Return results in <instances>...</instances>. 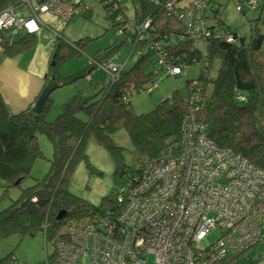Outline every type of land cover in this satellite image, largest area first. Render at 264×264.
<instances>
[{"label":"trees","instance_id":"1","mask_svg":"<svg viewBox=\"0 0 264 264\" xmlns=\"http://www.w3.org/2000/svg\"><path fill=\"white\" fill-rule=\"evenodd\" d=\"M105 1L108 0L100 3L107 18L117 28L120 41L97 52L86 69L62 78L53 73L51 66L61 64L73 53L59 56L60 49L68 46L80 55L85 44L83 39L70 44L60 33L51 30L55 35L54 51L48 61V65L52 63L43 88L51 82L66 85L80 78L87 79L91 76V69L109 63H101V59L122 49L125 44L132 46L130 56H137L130 69L125 70L122 65L118 76L114 79L107 76L108 84L93 96L75 95L64 102L62 112L50 123L46 122L45 116L52 102L50 97L43 103L40 113L34 112L33 105L13 114L0 92V182L4 190L20 186L24 178L29 177L31 165L43 157L37 142L40 132L46 133L53 145V157L44 177L34 178L32 185L20 190L19 197L0 210V240L14 234L23 237L42 232L45 242L53 244L64 238L68 225L81 226L88 220L121 210L122 207L116 203L117 189L133 174L142 175L151 159L179 140L182 122L188 113L186 97L193 81L202 85L204 98L196 117L206 126L208 137L216 146H225L264 169V50L261 46L264 39L259 26L264 23L263 15L259 14L253 21L249 36L241 37L227 26H222L219 31L211 27L210 37L202 49L200 44H195L193 30H188L181 21V12L192 2L181 8V0H132L134 16L129 20L121 2ZM258 1L252 9L257 8ZM169 2H174L171 14L166 6ZM22 4L21 0H0V12L9 6L16 14L17 6ZM207 6L213 12L207 19L220 20L221 6L211 0ZM262 7L260 9L264 12V3ZM89 14L90 10L86 8L83 16ZM29 15L28 10L27 17ZM16 16L18 19L27 18ZM146 20L150 22L149 28L136 30ZM9 33L7 36L0 33V58H14L35 49L36 34ZM227 36L234 42L228 43ZM214 60L219 65L215 77L211 78L208 70ZM192 65L197 66L199 72L195 80L187 81L186 95L173 91L148 113H134L129 100L134 91H147L164 75L168 76V67H182L185 72L181 75H184L187 67ZM119 127L125 128L129 134L132 150L139 161L137 169H127L122 163L121 148L113 143L112 135ZM88 140L107 149L116 164V189L104 197L99 206L78 198L67 189L75 165L79 161L88 163L84 152ZM10 260L8 255L0 259V264H8Z\"/></svg>","mask_w":264,"mask_h":264},{"label":"built area","instance_id":"2","mask_svg":"<svg viewBox=\"0 0 264 264\" xmlns=\"http://www.w3.org/2000/svg\"><path fill=\"white\" fill-rule=\"evenodd\" d=\"M21 1L29 17L18 19L13 7L3 9V36L37 34L43 25L41 15L69 22L86 12L81 0ZM208 1L193 0L181 12L182 24L193 30L195 44L206 42L211 27L221 30L207 19L213 13ZM256 1L252 0V7ZM173 3L166 4L170 14ZM148 25L146 20L136 30H147ZM226 41L234 42L230 36ZM97 67L112 79L122 68L110 63ZM183 70L172 66L167 74L175 78ZM200 83L190 85L179 140L151 159L142 175L133 174L117 189L116 203L122 209L81 226L68 225L45 264H79L81 257L87 258V264H225L226 259L232 264L261 242L264 169L208 137L206 126L196 117L204 98ZM212 234H217L213 240Z\"/></svg>","mask_w":264,"mask_h":264},{"label":"rangeland","instance_id":"3","mask_svg":"<svg viewBox=\"0 0 264 264\" xmlns=\"http://www.w3.org/2000/svg\"><path fill=\"white\" fill-rule=\"evenodd\" d=\"M219 3L227 19V25L232 30H237L238 35L249 36L250 30L247 27L242 13H247L248 19L259 17V10L252 11V0H213ZM101 0H81V4L90 10L88 16H76L72 21L66 23L59 17L54 15H42L39 18L42 21V27L37 34V45L35 50L28 51L24 55H19L12 61L0 58V72L3 71V76L0 77L1 84H3L5 93L8 98L7 106L14 114L25 109L35 100V96L24 97L16 93L12 88L15 83L6 77L9 73L14 74L16 67L26 69V73L30 76L47 75L49 69L53 67V73L62 78L74 76L81 70L86 69L91 64V58L109 47L117 44L121 37L117 32V28L113 26L110 19L106 16L105 8L100 3ZM121 6L124 8L125 15L129 20L134 16V5L132 0H122ZM184 2V1H183ZM240 3H244L245 7L242 11L238 10ZM16 14L20 17H27L28 9L24 4L17 6ZM264 18V16H263ZM255 21V20H253ZM260 31L264 39V23H260ZM60 33L67 42H77L83 39L85 44L82 48L80 55L75 53L72 48L63 46L58 55H69L66 60L57 66L48 65L47 59L45 61L44 55H52L54 51V36L52 31ZM73 46V45H72ZM264 50V41L261 45ZM74 47V46H73ZM75 48V47H74ZM132 46L125 44L122 49L119 48L113 53L109 54L107 58L101 59V63L107 61L115 66H124L125 70L130 69L137 60L136 54L131 55ZM1 52V48H0ZM219 62L214 60L210 67L209 75L211 78L215 77L217 73ZM43 71V72H42ZM199 69L197 66H189L186 69L187 75H178L175 78L164 75L159 79L155 88L149 92L134 91L130 96L131 107L136 114L148 113L163 99L168 98L173 91H178L186 95L187 81L196 79L198 77ZM90 79H78L72 84L59 85L56 90H52L50 94V108L47 111L46 122H53L54 119L62 112L61 105L69 101L75 95L83 97L93 96L96 92L108 84V74L100 69L93 68L90 70ZM14 76V75H13ZM15 78V77H14ZM13 80H17V77ZM147 86L143 87L146 88ZM264 120V119H263ZM129 134L125 128L119 127L112 135L113 143L121 148L122 163L127 166V169H137L139 161L136 153L132 150V142ZM38 146L41 149L43 157L35 160L33 163L29 177L24 178L20 186H13L5 189L1 186L0 182V210L7 207L12 200L19 197L22 189L32 185L34 178L42 179L47 173L49 168V160L53 157V145L49 136L46 133L40 132L37 135ZM87 161H79L71 175L69 176L68 188L71 193L78 198L88 201L94 206H99L103 202V198L114 192L117 186V181L114 178L116 164L110 155L109 151L102 146L96 144L93 140H88L85 146ZM90 167H89V166ZM263 225L261 227V242L252 250L241 255L232 264H264V218L262 219ZM217 234H212L209 238L215 239ZM53 244L46 243L42 232L35 235H26L21 237L19 234H14L7 239L0 240V259L10 255L8 264H45L46 257L51 256L53 253ZM87 258L81 257L79 264H87ZM229 260L226 259L225 264Z\"/></svg>","mask_w":264,"mask_h":264},{"label":"crops","instance_id":"4","mask_svg":"<svg viewBox=\"0 0 264 264\" xmlns=\"http://www.w3.org/2000/svg\"><path fill=\"white\" fill-rule=\"evenodd\" d=\"M184 1V2H183ZM193 0H181V8L184 6V7H186V6H189V4L192 2ZM212 2H214V3H216L215 1H213V0H211ZM242 1V0H241ZM263 3H264V1L263 0H259L258 1V6H257V8H255V9H253L252 11H258L259 10V14H261V15H263L264 16V12L262 11V9H260V8H263L262 6H263ZM219 4V3H218ZM220 5V4H219ZM221 6V5H220ZM239 6V9L238 10H240V11H242V9L245 7V5H244V3H240V5H238ZM222 10V7H220V10H219V19L220 20H217L216 22H214V23H212V22H210L213 26H214V24H218L219 25V27L221 28L222 26L223 27H228V25H227V19H226V16H225V14H224V12L223 11H221ZM261 11H262V13H261ZM242 15H243V18H244V20H245V22H246V25H247V27H249V30H252V28L254 27V22H253V20H257V18L255 19V18H251V19H248V16H247V13H245V12H243L242 13ZM264 19V18H263ZM221 21H223V24L221 23ZM225 23V24H224ZM229 28V27H228ZM230 29V28H229ZM233 31H236L237 32V30H233ZM40 32V31H39ZM38 32V33H39ZM37 33V34H38ZM238 33V32H237ZM37 34L35 35V36H37ZM201 46V48L203 49V44H200ZM35 50V49H34ZM44 55V59H45V61H46V59H47V62L49 61V55H48V57H47V55H45V54H43ZM12 58V57H11ZM3 58V59H8L7 61H12V59L14 60V59H16V57H14V58ZM16 68H18V69H16L15 70V72H14V74H8L6 77H11L10 78V80H8V81H13L15 84L14 85H12V88H14V90H16V93H18V95L19 96H21L22 94H23V96L24 97H29V96H35L34 98H36L39 94H40V92L39 91H41L42 90V88H43V86H44V83H45V79L44 78H42V76H40L39 74H38V76H30L28 73H26V69H22V68H20V67H16ZM43 72V71H42ZM14 75V76H13ZM3 76V71L2 72H0V77H2ZM17 77V80H13V79H15V78ZM1 79H0V92L2 93V95H3V97H4V99L5 98H8L7 97V95H6V93H5V90H4V87H3V84H1ZM5 101H6V99H5ZM6 103H7V101H6ZM35 104V100L32 102V103H30L29 104V106H27V107H30V106H33ZM8 105V104H7ZM26 107V108H27ZM24 110V109H23ZM264 218V217H263ZM262 225H263V222H262ZM262 232V231H261ZM260 243V242H259Z\"/></svg>","mask_w":264,"mask_h":264},{"label":"water","instance_id":"5","mask_svg":"<svg viewBox=\"0 0 264 264\" xmlns=\"http://www.w3.org/2000/svg\"><path fill=\"white\" fill-rule=\"evenodd\" d=\"M44 79H47V75L44 76ZM59 87V85L55 82H51L47 84L42 91H40V94L33 106V110L35 113H40L43 107V103L47 100V98L50 96L52 90H56ZM62 214L59 215V218H61Z\"/></svg>","mask_w":264,"mask_h":264}]
</instances>
